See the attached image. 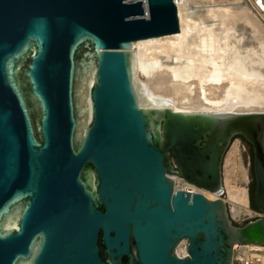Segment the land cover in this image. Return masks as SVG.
Segmentation results:
<instances>
[{"label": "water", "instance_id": "water-1", "mask_svg": "<svg viewBox=\"0 0 264 264\" xmlns=\"http://www.w3.org/2000/svg\"><path fill=\"white\" fill-rule=\"evenodd\" d=\"M179 30L174 0H0V264H232L264 245V111L153 106L172 101L136 76L135 42ZM236 137L262 214L243 224L176 183L221 194Z\"/></svg>", "mask_w": 264, "mask_h": 264}, {"label": "bare ground", "instance_id": "bare-ground-1", "mask_svg": "<svg viewBox=\"0 0 264 264\" xmlns=\"http://www.w3.org/2000/svg\"><path fill=\"white\" fill-rule=\"evenodd\" d=\"M210 1L212 4L197 18L180 7L178 32L135 42L138 80L147 84L154 96L172 101L150 105L177 111H264V29L242 0ZM240 20L248 25L253 36L245 44L237 32L232 35L234 23ZM172 57L178 61H170ZM241 149L237 139L226 154V199L181 178L176 179L177 187L221 198L231 219L230 206L236 214H252L246 184L248 169L239 157ZM183 243L186 246V241ZM178 253L185 254L186 248L178 249Z\"/></svg>", "mask_w": 264, "mask_h": 264}, {"label": "rangeland", "instance_id": "rangeland-1", "mask_svg": "<svg viewBox=\"0 0 264 264\" xmlns=\"http://www.w3.org/2000/svg\"><path fill=\"white\" fill-rule=\"evenodd\" d=\"M231 1V0H230ZM229 1V2H230ZM210 4H212V1H210V0H202L201 1V3H200V6H202V12L200 13V14H198V16H196L195 18H197V17H200V16H202L204 13H205V10L207 9V7L210 5ZM248 11H250V10H248ZM250 13H251V11H250ZM252 14V13H251ZM253 15V14H252ZM255 16V15H254ZM256 17V16H255ZM256 19H257V17H256ZM227 20V19H226ZM258 20V19H257ZM228 22H229V20H228ZM258 22H259V24H260V26L264 29V26H263V24L258 20ZM235 32H237V34H238V37H241L242 38V40H243V43L245 44V43H247V42H249L250 40H252V38H253V36H252V33H251V29L248 27V25L247 24H245L244 23V21H242V20H240V21H237V22H235L234 23V28H233V31H232V35L234 36V34H235ZM193 35V34H192ZM192 39H193V41H195L194 40V38H193V36H192ZM236 39V38H235ZM220 50H224V48L222 49H220ZM173 59V60H172ZM172 59L170 58L169 60L170 61H174V62H176V61H178V59H174V57H172ZM238 139V141L241 143V145H242V149H241V153H240V158H241V160L243 161V164H244V166L248 169V180L246 181V184H247V187H248V191H249V202H250V207H251V209L252 210H254L253 211V213L252 214H250V215H245V214H243V215H239V214H236L235 212H234V210L231 208V206H230V204H229V206H230V213H231V216H232V219L234 220V221H236V222H238V223H245L247 220H249V219H252V218H254V217H256V216H258L259 214H258V212H256L255 211V209L254 208H252V205H251V196H250V193H251V188H252V178H253V174H252V147L243 139V138H241V137H236L234 140H233V142L234 141H236ZM232 142V143H233ZM232 145V144H231ZM225 159H226V156H225ZM224 159V164H223V189L225 190V183H224V179H225V174H226V160ZM239 159L237 158V159H235L234 161H235V163L238 161ZM238 163V162H237ZM236 181L239 183L240 181H238V179L236 178ZM210 197V196H209ZM221 197H223L224 199H226L227 198V193L225 192V191H223L222 192V196ZM210 198H215V197H210ZM229 203V202H228ZM185 248V245H184V243L182 244V245H180V247L178 248V249H180V250H182V249H184Z\"/></svg>", "mask_w": 264, "mask_h": 264}, {"label": "built area", "instance_id": "built-area-1", "mask_svg": "<svg viewBox=\"0 0 264 264\" xmlns=\"http://www.w3.org/2000/svg\"><path fill=\"white\" fill-rule=\"evenodd\" d=\"M201 1L174 0L178 8V13L181 7L186 14L194 18L203 11L202 6H200ZM242 2L264 26V0H242ZM255 211L260 213L256 209ZM232 264H264V245L235 244Z\"/></svg>", "mask_w": 264, "mask_h": 264}, {"label": "trees", "instance_id": "trees-1", "mask_svg": "<svg viewBox=\"0 0 264 264\" xmlns=\"http://www.w3.org/2000/svg\"><path fill=\"white\" fill-rule=\"evenodd\" d=\"M252 156H253V151H252ZM250 196H251V205H252V208H254V209L257 210V207H256L255 202H254V185L251 188Z\"/></svg>", "mask_w": 264, "mask_h": 264}, {"label": "flooded vegetation", "instance_id": "flooded-vegetation-1", "mask_svg": "<svg viewBox=\"0 0 264 264\" xmlns=\"http://www.w3.org/2000/svg\"><path fill=\"white\" fill-rule=\"evenodd\" d=\"M249 144V143H248ZM250 145V144H249ZM251 146V145H250ZM252 174H254L253 163H252ZM255 184L254 177L252 178V186ZM236 222V221H235ZM238 223V222H237Z\"/></svg>", "mask_w": 264, "mask_h": 264}]
</instances>
